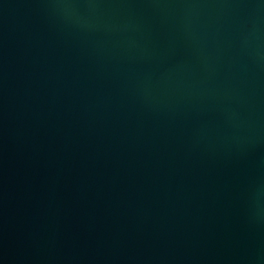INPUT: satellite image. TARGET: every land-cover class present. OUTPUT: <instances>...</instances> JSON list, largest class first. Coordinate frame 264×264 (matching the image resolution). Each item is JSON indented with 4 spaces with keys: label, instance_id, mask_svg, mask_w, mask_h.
<instances>
[{
    "label": "water",
    "instance_id": "obj_1",
    "mask_svg": "<svg viewBox=\"0 0 264 264\" xmlns=\"http://www.w3.org/2000/svg\"><path fill=\"white\" fill-rule=\"evenodd\" d=\"M0 264H264V0H0Z\"/></svg>",
    "mask_w": 264,
    "mask_h": 264
}]
</instances>
